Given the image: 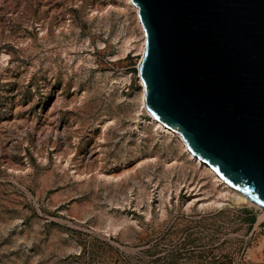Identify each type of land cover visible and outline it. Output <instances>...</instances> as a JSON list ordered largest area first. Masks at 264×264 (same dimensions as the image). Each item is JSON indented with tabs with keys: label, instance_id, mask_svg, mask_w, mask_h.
I'll list each match as a JSON object with an SVG mask.
<instances>
[{
	"label": "rangeland",
	"instance_id": "374dc122",
	"mask_svg": "<svg viewBox=\"0 0 264 264\" xmlns=\"http://www.w3.org/2000/svg\"><path fill=\"white\" fill-rule=\"evenodd\" d=\"M144 38L128 0H0V264H264V209L150 122Z\"/></svg>",
	"mask_w": 264,
	"mask_h": 264
},
{
	"label": "water",
	"instance_id": "95a60500",
	"mask_svg": "<svg viewBox=\"0 0 264 264\" xmlns=\"http://www.w3.org/2000/svg\"><path fill=\"white\" fill-rule=\"evenodd\" d=\"M145 107L264 209V0H131Z\"/></svg>",
	"mask_w": 264,
	"mask_h": 264
},
{
	"label": "bare ground",
	"instance_id": "6f19581e",
	"mask_svg": "<svg viewBox=\"0 0 264 264\" xmlns=\"http://www.w3.org/2000/svg\"><path fill=\"white\" fill-rule=\"evenodd\" d=\"M128 1L131 2V0H128ZM132 6L135 9L137 21L140 24V27H141V29L143 31L144 29H143V26H142V24L140 22L139 15H138V7H136L133 3H132ZM144 44H145V38H144L143 43H142V46H141L142 52L144 51L143 50L144 49ZM140 83H141V103H142V106L145 107V89H144V85H143V82H142L141 78H140ZM150 117H151V119H150L151 121L150 122L154 123L156 125V127H158L159 129H162V131H165V132H168V133L171 132L172 134H174L176 136L179 144L181 145V148H182L183 152L187 153V155L190 158L194 159L195 164H197L200 167H202L208 173V175H210V177H212L213 179H215V181L218 184L223 185L224 190L226 189V191H228L229 193H231L234 196V198L237 199V200H240V201H246L247 200V197L240 190H238V189L232 187L231 185L227 184L218 175V173L213 168H211L210 166H208V164L205 161H202L201 159L195 157L192 154V152L190 151V149L188 148V146L186 144V141L183 139V137H182V135L180 133H177V132H174V131L170 130L168 127H166L161 122H159L151 114H150ZM249 202H251V201H249Z\"/></svg>",
	"mask_w": 264,
	"mask_h": 264
}]
</instances>
